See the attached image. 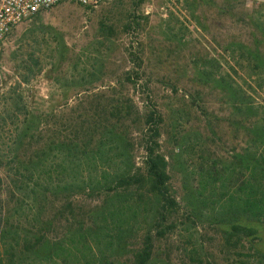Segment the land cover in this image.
I'll return each mask as SVG.
<instances>
[{
	"label": "rangeland",
	"instance_id": "1",
	"mask_svg": "<svg viewBox=\"0 0 264 264\" xmlns=\"http://www.w3.org/2000/svg\"><path fill=\"white\" fill-rule=\"evenodd\" d=\"M128 51L142 58L140 68L126 58ZM127 71H138L139 88L147 83L161 112L160 151L180 203L177 222L189 226L184 231L181 224L176 232L154 238L153 261L199 264V254L214 249L212 239L218 234L206 223H190L188 200L203 163L229 158L246 145L248 134L235 124L245 121L234 112L232 78L264 106V0H106L95 7L63 2L20 22L0 42V78L5 75L7 87L19 85L39 127L45 120L57 123L58 110L65 105L89 111L107 89L134 98ZM5 90L0 89V103ZM4 129L3 215L11 205L6 203L13 183L10 160L19 152V143L12 142L15 135ZM129 151L135 164L142 165L145 153L139 138ZM88 202L85 197L80 204ZM151 223L149 215L145 220L139 215L137 231L128 233L110 256L113 264H132L142 235L153 232Z\"/></svg>",
	"mask_w": 264,
	"mask_h": 264
},
{
	"label": "trees",
	"instance_id": "2",
	"mask_svg": "<svg viewBox=\"0 0 264 264\" xmlns=\"http://www.w3.org/2000/svg\"><path fill=\"white\" fill-rule=\"evenodd\" d=\"M126 54L141 67L142 58ZM125 79L134 98L107 89L89 111L65 105L57 123L45 120L39 127L19 85L7 87L5 75L0 78V89L6 87L0 132L6 128L19 143L10 158L11 205L0 213V264H113L110 256L137 231L139 215L151 217L153 232L142 235L132 264H165L153 261V239L182 225L189 230L177 222L180 203L160 151L161 112L147 83L139 88L138 71H127ZM229 88L234 112L245 121L235 124L248 139L229 158L203 163L188 200L196 218L187 219L218 234L199 264H264V106L233 78ZM135 138L144 149L142 165L129 151ZM85 197L88 206L80 204Z\"/></svg>",
	"mask_w": 264,
	"mask_h": 264
},
{
	"label": "built area",
	"instance_id": "3",
	"mask_svg": "<svg viewBox=\"0 0 264 264\" xmlns=\"http://www.w3.org/2000/svg\"><path fill=\"white\" fill-rule=\"evenodd\" d=\"M106 0H0V42L20 22L63 2L95 7Z\"/></svg>",
	"mask_w": 264,
	"mask_h": 264
}]
</instances>
